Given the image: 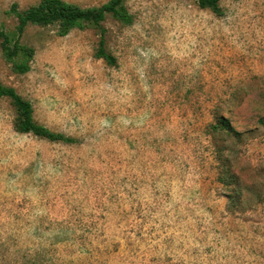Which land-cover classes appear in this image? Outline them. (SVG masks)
Returning a JSON list of instances; mask_svg holds the SVG:
<instances>
[{
  "label": "rangeland",
  "instance_id": "rangeland-1",
  "mask_svg": "<svg viewBox=\"0 0 264 264\" xmlns=\"http://www.w3.org/2000/svg\"><path fill=\"white\" fill-rule=\"evenodd\" d=\"M39 1L0 0V24ZM126 4L131 25L103 22L115 65L92 27L28 26L23 74L0 47V80L78 139L21 133L0 100V264H264V0H221L223 15L196 0ZM217 104L243 132L219 142L241 202L205 129Z\"/></svg>",
  "mask_w": 264,
  "mask_h": 264
},
{
  "label": "trees",
  "instance_id": "trees-1",
  "mask_svg": "<svg viewBox=\"0 0 264 264\" xmlns=\"http://www.w3.org/2000/svg\"><path fill=\"white\" fill-rule=\"evenodd\" d=\"M201 8L210 9L217 15H223L224 10L221 0H196ZM9 13L16 20V28L8 30L0 24V47L4 58L12 62L13 68L18 73H27L31 70V62L35 57V47L23 42V36L30 25L42 27L56 26L60 36L68 35L73 29L95 28L100 33L97 57L103 58L107 63L115 65L116 57L106 49V30L103 22L108 17H113L123 25H131L134 16L130 12L126 0H108L99 6L84 7L68 0H40L38 3L21 8L19 3H13ZM9 98L16 108V130L21 133H31L39 138L52 142L67 144L76 143L78 139L64 132L56 131L38 122L34 115V107L30 100L18 93L15 87L7 85L0 80V100ZM214 119L206 124V130L215 139L213 152L220 159L218 171L219 180L227 186H233L231 196L232 203L241 202L242 181L232 169L224 154L231 150L224 144H220L221 138L225 141L233 139L241 141L243 132L233 125L231 119L219 111V105H215ZM264 122V121H263Z\"/></svg>",
  "mask_w": 264,
  "mask_h": 264
}]
</instances>
